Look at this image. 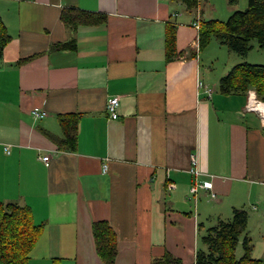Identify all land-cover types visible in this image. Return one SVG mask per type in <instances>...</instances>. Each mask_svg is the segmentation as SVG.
Masks as SVG:
<instances>
[{
    "label": "crops",
    "instance_id": "crops-1",
    "mask_svg": "<svg viewBox=\"0 0 264 264\" xmlns=\"http://www.w3.org/2000/svg\"><path fill=\"white\" fill-rule=\"evenodd\" d=\"M65 8L106 20L71 27ZM0 17L10 36L0 59V202L27 205L41 225L27 264H102L97 220L115 232L114 264H150L164 251L195 264L200 230L233 207L247 212L251 256L264 260V129L246 93L219 90L235 64L259 60L227 53L213 68L212 39L199 49L193 26L205 19L201 2L0 0ZM169 23L180 54L166 62ZM72 40L75 49L52 48ZM111 96L116 119L105 112ZM34 107L46 115L34 120ZM65 113L78 117L73 151L48 136H61ZM193 165L214 199L204 190L189 198Z\"/></svg>",
    "mask_w": 264,
    "mask_h": 264
},
{
    "label": "trees",
    "instance_id": "trees-1",
    "mask_svg": "<svg viewBox=\"0 0 264 264\" xmlns=\"http://www.w3.org/2000/svg\"><path fill=\"white\" fill-rule=\"evenodd\" d=\"M179 1L189 10L196 9L202 0ZM232 5L237 0H226ZM68 26L96 25L106 20L101 13L78 8H65L60 16ZM176 27L167 24L165 28V61L175 59L180 52L175 48ZM211 39H216L230 51L245 56L251 49V40L256 41L259 49L264 50V0H247L244 10L232 12L225 21L201 19L198 30L199 49L204 48ZM10 36L0 17V59ZM55 50L75 49L72 41L57 43ZM253 89L257 97L264 100V64L238 63L219 79V90L225 94L246 93ZM57 120L61 136H48L60 151H73L77 143V120L72 113L59 114ZM247 212L243 208L233 207L230 219L217 218L200 237L203 248L195 252V264H264L263 259L251 256L252 246L246 234ZM41 231V225L35 224L31 210L27 205L13 202H0V263L27 264L29 254ZM95 251L102 264H114L117 254L115 232L104 220L91 224ZM241 247V254L236 248ZM150 264H182L181 260L168 251L155 257Z\"/></svg>",
    "mask_w": 264,
    "mask_h": 264
},
{
    "label": "built area",
    "instance_id": "built-area-1",
    "mask_svg": "<svg viewBox=\"0 0 264 264\" xmlns=\"http://www.w3.org/2000/svg\"><path fill=\"white\" fill-rule=\"evenodd\" d=\"M193 26L198 30L199 29V22L196 21L193 23ZM207 95H210V90H206ZM246 104H245V110L255 112L261 123L262 127L264 129V100H261L257 97L255 91L253 89H248L246 92ZM119 104V100L117 96H111L107 99L105 104V112L110 119H116L118 117L117 107ZM30 114L34 120L42 119L46 113L45 111L41 110L38 107H34L31 109ZM48 156L44 155L40 157V159L46 163L48 160ZM107 169L106 164L102 165V171L105 172ZM189 174L193 177V181L189 187V195L190 199H196L198 198L200 190L208 191L210 199L215 198V193L212 191V184L210 181H200L198 180V176L200 175V172L197 170V168L193 165L188 170Z\"/></svg>",
    "mask_w": 264,
    "mask_h": 264
},
{
    "label": "rangeland",
    "instance_id": "rangeland-1",
    "mask_svg": "<svg viewBox=\"0 0 264 264\" xmlns=\"http://www.w3.org/2000/svg\"><path fill=\"white\" fill-rule=\"evenodd\" d=\"M246 5H247V0H237L232 5L228 4L226 0H202L201 1V6L204 12V18L205 19L214 18V19L221 20V21H225L228 18V16L236 10H244L246 8ZM224 8L226 9V12ZM211 9H214V13L212 15L209 13V10ZM213 45H215L216 47H219L218 45L222 46L225 52L217 51V48H215V46ZM251 45L252 47L249 50L250 51L249 53L251 54H249V56L250 57L252 56L253 58H256L259 61H254V62L250 61L248 63L264 64V61H261V60H264V50L259 49L257 47L256 41L254 39L251 40ZM206 50L210 51L211 53L215 54V56H217L215 59L212 60L213 68L215 69L220 68L224 64L225 61H228V55H231L232 57H237V58L241 57L238 54H235L234 52L230 51L225 45L220 44L216 39H212L210 46H207ZM213 224L214 223L208 224L206 225V227L208 228V226L210 225L212 226ZM205 228H202L200 230L199 240H200V237L205 233L207 229ZM200 245H201V248L204 247L201 242H200Z\"/></svg>",
    "mask_w": 264,
    "mask_h": 264
}]
</instances>
